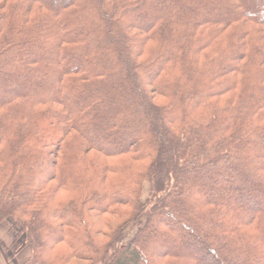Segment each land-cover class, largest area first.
Instances as JSON below:
<instances>
[{"label":"trees","instance_id":"1","mask_svg":"<svg viewBox=\"0 0 264 264\" xmlns=\"http://www.w3.org/2000/svg\"><path fill=\"white\" fill-rule=\"evenodd\" d=\"M12 86L0 225L29 264H264V0H0Z\"/></svg>","mask_w":264,"mask_h":264},{"label":"rangeland","instance_id":"2","mask_svg":"<svg viewBox=\"0 0 264 264\" xmlns=\"http://www.w3.org/2000/svg\"><path fill=\"white\" fill-rule=\"evenodd\" d=\"M56 1V3H58L61 0H53ZM15 85V84H14ZM13 85V86H14ZM12 87H3L0 88V91L4 93V95H8V94H12L15 91H17V87H15L13 89ZM2 93H0V98H2L4 96ZM158 100V99H157ZM159 101H157L158 103ZM103 135V134H102ZM98 143L101 141L102 136H97L94 137ZM126 139H124L125 141ZM248 172H245L243 174H241L242 176L240 178L244 179V177ZM226 180H230L227 179ZM235 186H237L238 184H236L235 182H232ZM225 183L222 184V186H224ZM244 184V183H242ZM216 192V198L219 200H223L224 202H228L229 204H232V201L230 200L232 198V193L230 194H225L222 191L215 190ZM149 195V189H148V185H145L144 188V193H143V198H146ZM264 199V198H263ZM235 200L236 202H244L247 201V195H241L238 194L235 196ZM264 203L259 201L256 205L257 208L259 207H263ZM251 214L250 210L246 209L244 211V215L245 216H249ZM179 245L175 244L173 247H178ZM206 247H210L209 250L211 251V253H214V255H216V248L214 246H211L209 243H206L205 245ZM203 247V246H200ZM181 248V247H180ZM207 249H203L201 250L200 253H194L197 254V256L203 258L204 256H206ZM192 253V254H193ZM218 253V252H217ZM30 256H31V249H30V245H26V241L25 238L22 237L19 233V230L14 226L12 221H7L4 222L3 224L0 225V264H29V260H30ZM217 256V255H216ZM202 260V259H200ZM206 264H230L231 263V259L229 257H226L223 260H219L217 262H215L212 257H209L206 259L205 261Z\"/></svg>","mask_w":264,"mask_h":264}]
</instances>
